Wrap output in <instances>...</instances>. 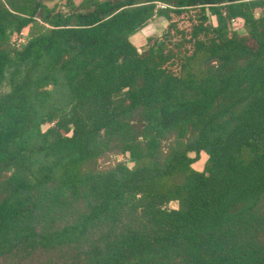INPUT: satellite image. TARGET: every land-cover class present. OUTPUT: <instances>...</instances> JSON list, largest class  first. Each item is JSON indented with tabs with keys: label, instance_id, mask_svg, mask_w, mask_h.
Returning a JSON list of instances; mask_svg holds the SVG:
<instances>
[{
	"label": "trees",
	"instance_id": "trees-1",
	"mask_svg": "<svg viewBox=\"0 0 264 264\" xmlns=\"http://www.w3.org/2000/svg\"><path fill=\"white\" fill-rule=\"evenodd\" d=\"M0 264H264V0H0Z\"/></svg>",
	"mask_w": 264,
	"mask_h": 264
},
{
	"label": "rangeland",
	"instance_id": "rangeland-1",
	"mask_svg": "<svg viewBox=\"0 0 264 264\" xmlns=\"http://www.w3.org/2000/svg\"><path fill=\"white\" fill-rule=\"evenodd\" d=\"M47 4L52 5L53 1H48ZM165 26H166V21L163 18L155 17L154 19L149 21L143 28L132 34L130 36V40L137 48L142 49L145 45L146 38L153 35H159ZM232 27L236 30H241L239 22H234L232 24ZM23 31L26 33L27 28H24ZM117 158L124 160L129 166L132 164V162L128 159L127 156L119 155L117 156ZM205 160H206V155L203 152H201L198 159L193 163V168L198 171L202 170ZM169 207H176V203L171 202L169 204Z\"/></svg>",
	"mask_w": 264,
	"mask_h": 264
},
{
	"label": "built area",
	"instance_id": "built-area-1",
	"mask_svg": "<svg viewBox=\"0 0 264 264\" xmlns=\"http://www.w3.org/2000/svg\"><path fill=\"white\" fill-rule=\"evenodd\" d=\"M23 30L18 34H14L12 40L16 42H24L26 39L27 32L25 33Z\"/></svg>",
	"mask_w": 264,
	"mask_h": 264
}]
</instances>
